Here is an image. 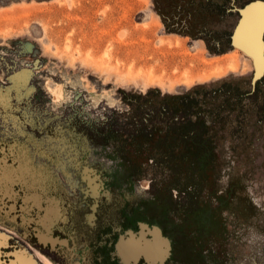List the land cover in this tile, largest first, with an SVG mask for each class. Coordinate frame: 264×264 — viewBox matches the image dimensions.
I'll return each instance as SVG.
<instances>
[{
    "label": "rangeland",
    "instance_id": "obj_1",
    "mask_svg": "<svg viewBox=\"0 0 264 264\" xmlns=\"http://www.w3.org/2000/svg\"><path fill=\"white\" fill-rule=\"evenodd\" d=\"M252 1L0 0L2 264H264Z\"/></svg>",
    "mask_w": 264,
    "mask_h": 264
},
{
    "label": "water",
    "instance_id": "obj_2",
    "mask_svg": "<svg viewBox=\"0 0 264 264\" xmlns=\"http://www.w3.org/2000/svg\"><path fill=\"white\" fill-rule=\"evenodd\" d=\"M241 33L242 30H244ZM241 30V31H240ZM240 31V32H239ZM239 33L241 37L239 38ZM264 3L256 0L249 2L239 10L238 22L231 34V44L239 46L252 57L254 76L264 71ZM1 256V253H0ZM0 264H2L0 262Z\"/></svg>",
    "mask_w": 264,
    "mask_h": 264
},
{
    "label": "bare ground",
    "instance_id": "obj_3",
    "mask_svg": "<svg viewBox=\"0 0 264 264\" xmlns=\"http://www.w3.org/2000/svg\"><path fill=\"white\" fill-rule=\"evenodd\" d=\"M241 31V30H240ZM239 31V32H240ZM243 31H245V29L244 30H242L241 31V33H243ZM241 33H239V38L241 37ZM235 51L236 52H238V51H240V52H242L244 55H247L248 57H249V59H250V61H251V67H252V72L254 71V63H253V60H252V57L250 56V55H248L247 53H245V51H243V49H240V47L239 46H237V45H235ZM236 68V63H235V59L232 57V56H230L228 59H227V64H226V68H220L219 70H216V71H212L211 72V74L212 75H216V74H220V73H222V72H225V69H227V70H233V69H235ZM172 71L173 72H176L177 71V68L176 67H174L173 69H172ZM184 75H185V77L187 78V79H190V77H189V74L188 73H184ZM206 77H208V74H205L204 76H202V77H200L199 79H203V78H206ZM49 93H50V95H51V98L54 100V101H56V102H59L60 100H62V98H63V94H62V91H61V89H60V87L59 86H56V87H52V88H49ZM133 236V235H132ZM157 236V235H156ZM156 236H154V237H156ZM154 239V238H153ZM160 239V238H159ZM155 240V239H154ZM153 240V242L152 243H150L151 245L149 246H145L144 247V249L142 248V247H140L139 245H137L136 243H134V244H131L132 243V241H130L131 243H128V242H126V243H124L123 245H121L120 246V253H121V255H123V257H125V258H128V259H132L133 257H135L136 255H138V254H140L141 252H143L144 251V253L145 254H147L148 256L150 255L151 256V258H153L154 259V257L159 253L158 251H159V249H160V244H159V242H160V240H159V242H158V240L156 241H154ZM160 243H162V242H160ZM161 245H163V244H161ZM160 250H162V249H160ZM164 252V251H163ZM159 254H161V253H159ZM158 254V255H159ZM149 256V257H150ZM124 258V259H125ZM127 260V259H126ZM129 261V260H128Z\"/></svg>",
    "mask_w": 264,
    "mask_h": 264
},
{
    "label": "trees",
    "instance_id": "obj_4",
    "mask_svg": "<svg viewBox=\"0 0 264 264\" xmlns=\"http://www.w3.org/2000/svg\"><path fill=\"white\" fill-rule=\"evenodd\" d=\"M187 97H188L187 95H184V96H179L176 99L183 101V99H186ZM181 113H184L185 114L186 111L185 110L184 111H181ZM184 114H182V117H184L183 116ZM197 122L198 121H192V122H189L187 124H190V125H192L191 127H193L194 125L196 126L197 124H199ZM182 127H183V122L180 123V127L179 128L181 129ZM194 129H192V130L191 129L184 130L182 135L184 137L190 138L192 140V142H200L202 140L201 139V134L199 132H195ZM147 130L148 129H145L144 128V131L148 132Z\"/></svg>",
    "mask_w": 264,
    "mask_h": 264
},
{
    "label": "flooded vegetation",
    "instance_id": "obj_5",
    "mask_svg": "<svg viewBox=\"0 0 264 264\" xmlns=\"http://www.w3.org/2000/svg\"><path fill=\"white\" fill-rule=\"evenodd\" d=\"M200 132V131H199ZM37 236H34V241H36V243H38L37 242ZM39 245H41V244H39ZM42 246V245H41ZM41 246H39V248H41ZM38 251V250H37ZM42 251V250H41ZM40 252V251H39ZM40 253H42V252H40ZM43 254V253H42ZM45 256H47L49 259H54V256L51 254H44ZM53 261V260H52ZM118 261V260H117ZM54 262V261H53ZM58 262V261H57ZM57 262H55L56 264H57ZM139 264H142V260L139 262Z\"/></svg>",
    "mask_w": 264,
    "mask_h": 264
}]
</instances>
